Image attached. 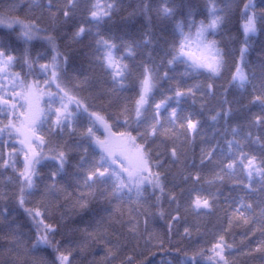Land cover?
Wrapping results in <instances>:
<instances>
[{
    "label": "snow or ice",
    "instance_id": "snow-or-ice-1",
    "mask_svg": "<svg viewBox=\"0 0 264 264\" xmlns=\"http://www.w3.org/2000/svg\"><path fill=\"white\" fill-rule=\"evenodd\" d=\"M120 7L117 0H0V30L17 42H0V169L32 224L25 233L7 207L0 210V264H152L153 241L163 249L174 235L189 242L175 245L179 264H264V48L249 59L264 35V0L243 3L237 34L224 39L231 4L208 0L201 11L184 0L142 3L146 23L126 24L118 36ZM85 39L89 69L101 74L70 77L71 45ZM226 74L228 87L218 92ZM206 110L211 139L201 135ZM148 215L164 219L168 232L148 231ZM240 226L237 246L228 237Z\"/></svg>",
    "mask_w": 264,
    "mask_h": 264
},
{
    "label": "trees",
    "instance_id": "trees-1",
    "mask_svg": "<svg viewBox=\"0 0 264 264\" xmlns=\"http://www.w3.org/2000/svg\"><path fill=\"white\" fill-rule=\"evenodd\" d=\"M22 2H29V0H22ZM46 2V0H45ZM117 2L121 5L120 9L117 11V13L114 15L113 21H114V27L117 32V35H123L124 33L121 31L122 28L126 24H134L136 28H139L142 24L146 23L145 18L141 15V8L140 5L142 3H150L153 7L158 6L161 4L162 0H117ZM185 3H191L195 6H198V8L202 11L203 6L208 2V0H184ZM247 2V0H217V4L219 7L223 8L226 4H231L233 6L232 13L229 17V22L227 23L224 33L221 34V39H224V36L226 33H232L237 34V31L239 29V25L241 23L240 20V11L242 10L243 3ZM254 3L259 5L261 3V0H253ZM42 15L41 11L37 9L35 11V16L40 17ZM43 15L46 17L47 13H43ZM199 18V17H198ZM155 27L153 31L159 35V25L154 21ZM129 35L135 36L138 35L136 32H130ZM0 42L10 45L13 48L17 47V42L15 40V37L13 34L5 31L0 30ZM226 43L227 41L224 40ZM40 46L39 44H36L34 48V52L36 49H38ZM63 47V43H62ZM73 52H72V60L69 66V76L72 77L74 73L77 72H84L88 74H94L96 77H99L101 74V70L99 68L95 69V72L92 73L89 69V56H90V39H85L82 43L78 44H72L71 45ZM264 48V35L258 36L254 40V44L252 46V51L250 53L249 59L252 62H256L258 60V53L261 51V49ZM18 50V49H17ZM130 63L135 64L136 60L130 59ZM190 84L196 83L195 81H189ZM223 85L225 88L228 87V77L227 74L225 77L217 82V90L218 92L221 91L220 86ZM99 87V84H94V87L92 91H95ZM83 97L86 99H89V102L91 103V97L89 95V91L83 90L80 93ZM235 90L232 89L229 91V99H233L235 95ZM132 93H124L125 97H130ZM188 104H191V101H188ZM96 106L100 107L99 101L96 102ZM182 107H187V104L181 105ZM215 106V102L207 104L205 107L206 109H210ZM196 109L199 110L200 108V97L197 96V104L195 105ZM236 122H240L241 118L237 115L235 117ZM202 123L204 125L201 135L204 137H207L211 139V137L214 134V126L213 122L209 119V112L206 110L202 114ZM65 139H68L67 136H65ZM71 142V141H69ZM201 137H197L196 141V161L197 164H199V147L201 146ZM7 152V149H5V153ZM22 161V157H21ZM75 162V158L73 160V163ZM44 173H47L48 168L45 167L43 169ZM69 173L73 171L71 165L69 166ZM11 173V170H9V173ZM169 180H171V177H169ZM232 189L231 182H225L224 185L221 187L220 191L223 192V196L220 198L221 204L226 207L227 204L225 203V198L231 199L230 192ZM14 189L13 186L8 182L7 180V174L4 173L3 169H0V210H3L5 207L8 209L9 214V220L14 221L16 224H18L21 228V230L25 233L29 231V229L32 227L30 218L23 212L22 209L19 208V206L16 204L15 200L12 197ZM8 193V198L4 197V193ZM232 195H236V193H232ZM100 205H96V208L98 209ZM112 210L115 213L116 212V205H112ZM131 207H136L134 204L131 205ZM165 209L168 208L167 203L164 204ZM175 206H173L174 208ZM123 211L125 213V219H127V212L129 209V204L125 203L123 206ZM219 216H222L223 213H218ZM76 222L80 223L79 217H76ZM141 229L143 230L145 227L144 220L145 217L141 215L139 217ZM189 223H193L192 220H189ZM217 225V217L213 216L209 222H206L205 227L209 230L213 229L214 226ZM226 226V225H225ZM147 229L150 232H155L159 235H163L168 232V224L165 222L164 219H161L159 215L156 216L155 219L152 218L151 215H148V223H147ZM203 230V229H202ZM246 231V226H240V227H234L232 229V232L229 234L228 239L231 241L232 237L235 236L236 244L237 246H240V240L242 238V234ZM179 232H183V227L179 228ZM259 237V233H257L255 236L251 238V242L254 244L256 240ZM145 240L148 239L147 236L144 238ZM193 240L196 239V233H193ZM249 241H245V243H248ZM141 248L144 247V240H141ZM181 248L187 247L189 242L187 240H184L182 243H180V237L178 235H174L172 245H169L167 242H165L164 248L161 249L159 247V242L153 241L154 247L151 248V251L146 252V258L147 260L151 261L152 264H179V261L183 258L181 253L177 252L175 245L178 244ZM91 259V256L88 257ZM244 257H239L238 260H244Z\"/></svg>",
    "mask_w": 264,
    "mask_h": 264
}]
</instances>
